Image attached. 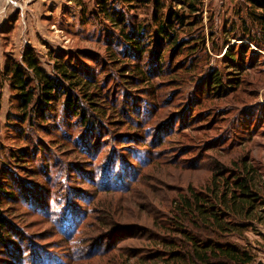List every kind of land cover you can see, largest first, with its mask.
Returning a JSON list of instances; mask_svg holds the SVG:
<instances>
[{
	"label": "rangeland",
	"instance_id": "1",
	"mask_svg": "<svg viewBox=\"0 0 264 264\" xmlns=\"http://www.w3.org/2000/svg\"><path fill=\"white\" fill-rule=\"evenodd\" d=\"M82 1L87 21L92 10L99 13L100 1L110 9L118 0ZM61 2L42 12V0H0V192L12 193L0 194V214L12 235L0 243V264H62L72 252L79 256L92 250L97 253L88 255L90 262L99 264L95 257L107 246L116 249V264H142L141 253L154 248L147 233L152 221L164 217L167 202L180 190L203 187L218 166L233 170V163L245 157L256 160L264 178L263 37H247L259 47L250 48L258 53L247 62L252 54L245 52L247 40L241 45L244 0H207L201 38L195 39L205 43L189 58L172 57L165 77L153 74L152 42L151 52L141 61L125 50L135 64L152 73L149 99L140 98L144 91L130 89L134 99L125 94L127 80L116 70L121 63L109 64L107 50H115L118 43L111 27L100 18L83 24L74 3ZM126 19L145 27L150 23L147 11L131 10ZM234 32L237 39L230 36ZM26 47L46 70L50 53L80 61L107 102L120 107L129 99L126 112H138L146 129L152 128L134 138H107L101 130L94 143L79 118L58 111L57 122L45 128L23 125V130H15L11 70L13 63H21ZM228 47L235 53L241 47L240 57L249 65L241 85L224 99L202 97L204 76L215 70L224 73L222 55ZM156 102L158 108H152ZM88 127L94 129L91 123ZM90 149L98 156L88 154ZM15 156L24 160L13 163ZM5 177L8 188L3 186ZM263 231L261 236L249 232L248 238L264 247ZM259 259L264 262V251Z\"/></svg>",
	"mask_w": 264,
	"mask_h": 264
},
{
	"label": "trees",
	"instance_id": "2",
	"mask_svg": "<svg viewBox=\"0 0 264 264\" xmlns=\"http://www.w3.org/2000/svg\"><path fill=\"white\" fill-rule=\"evenodd\" d=\"M69 2L80 9L83 24L88 23L90 19L100 18L111 27L112 34H116L118 41L116 49L107 50L109 64L116 66L121 63V67L116 70L127 80L124 84H127L125 94L128 96L132 94L129 92L130 89H137L146 93L142 92L140 98L145 96L148 100L149 92L154 86L150 84L152 73L150 74L144 66L135 64L125 53L126 49L137 55L136 58L141 61L143 55L151 52L148 48L152 42L151 63L155 70L153 74L157 71V77H165L171 72L167 71L165 66L172 57L183 55L189 58L205 43L204 39L202 41L195 39L201 38L199 33L204 26L203 10L207 0H118L110 9L100 1L102 7H98L99 13L92 10L87 21L84 18L83 1ZM243 3L246 20L250 25L245 19H241L243 27L241 45L245 44V40L249 42L245 52L246 50L251 52L252 56L247 61L250 62V58H254L258 53L250 48L259 47L255 41L247 37L251 34L261 35L264 42V0H244ZM131 10L149 12L150 23L146 27L130 24L126 16ZM148 33L151 35L146 37ZM230 36L238 38L235 32ZM193 40L195 42L191 44ZM121 45H124V48L120 51ZM192 50L194 52H191ZM240 50L241 47L238 53H235L228 47L222 55L224 73L215 70L204 76L206 81L202 87V97L215 96L216 100L224 99L236 92L242 83V74L246 72V66H249L246 60L243 61L240 57ZM259 50L264 52V44ZM48 58L49 70H46L34 50L26 47L21 55V63L16 62L12 65L10 88L14 92L17 111L14 118L18 124L14 127L15 130H23V125L45 128L52 121L57 122L58 111L73 119L79 118L82 131L89 132L94 143L97 142L101 130L107 134V138L113 136L125 138L130 135L134 138L144 136L147 130L152 128L146 129L138 112L137 114H133L132 111L126 112L130 104L129 99L120 107L115 101L107 102L106 97L101 95L97 81L82 69L80 61L64 58L59 53H50ZM190 66L189 62L188 67ZM8 69L9 67H6L4 76H7ZM174 83L180 84L179 81ZM121 84L123 85V82ZM146 100L144 101L148 102ZM158 104L160 102H156L152 108L157 109ZM150 106L147 105V108ZM89 123L94 129L88 127ZM99 124L105 125L98 128ZM131 131L133 133H129ZM152 136L153 140L149 141V144L154 141V135ZM132 140L134 142L135 139ZM87 153L95 156L97 150L90 149ZM23 160V156H15L12 162ZM132 168H137V165ZM260 168L256 160L245 157L233 163V170L218 166L203 187L195 189L188 185L186 189L180 190L167 202L168 206L165 207L167 213L164 217L152 221L153 229L147 233L151 238L148 242L154 248L148 253H141L140 262L264 264L263 260L259 259L262 248L248 238L249 232L261 236V230H264V178ZM8 179V177L4 179L5 188L9 187ZM107 179L114 183L110 178ZM0 194L8 196L12 193L2 191ZM10 238L12 235L8 232L6 220L0 214V243ZM115 252L113 246H107L99 249V254L95 258H100L99 264H116L112 260L114 257L112 254ZM95 253L97 251H83L76 256L72 252L62 264H95L90 262L93 258L88 257L89 254Z\"/></svg>",
	"mask_w": 264,
	"mask_h": 264
},
{
	"label": "crops",
	"instance_id": "3",
	"mask_svg": "<svg viewBox=\"0 0 264 264\" xmlns=\"http://www.w3.org/2000/svg\"><path fill=\"white\" fill-rule=\"evenodd\" d=\"M53 2H56V3H53ZM27 4H28V2H27ZM60 4H62L61 0H42V12H43V10H48V12H49L51 6H54V5H59L60 6ZM252 243L253 244L256 243L260 247H262V245H260L259 242H252ZM262 251H264V247H262Z\"/></svg>",
	"mask_w": 264,
	"mask_h": 264
}]
</instances>
